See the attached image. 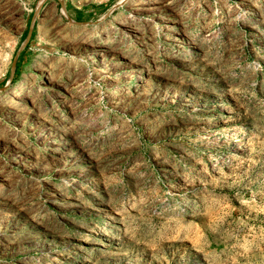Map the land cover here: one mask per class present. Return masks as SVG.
I'll use <instances>...</instances> for the list:
<instances>
[{
  "label": "rangeland",
  "instance_id": "1",
  "mask_svg": "<svg viewBox=\"0 0 264 264\" xmlns=\"http://www.w3.org/2000/svg\"><path fill=\"white\" fill-rule=\"evenodd\" d=\"M120 1L0 0V264H264V0Z\"/></svg>",
  "mask_w": 264,
  "mask_h": 264
},
{
  "label": "bare ground",
  "instance_id": "2",
  "mask_svg": "<svg viewBox=\"0 0 264 264\" xmlns=\"http://www.w3.org/2000/svg\"><path fill=\"white\" fill-rule=\"evenodd\" d=\"M62 2H64V0H61ZM126 1H128V0H121L120 1V4L121 3H124V2H126ZM152 1V0H151ZM172 2V1H171ZM163 3V2H162ZM147 5V4H146ZM14 6V5H13ZM161 6V5H160ZM9 8V7H8ZM16 8V7H15ZM142 8V7H141ZM153 9V8H152ZM16 10V9H15ZM157 11V10H156ZM6 13H8V12H6ZM63 13L65 14L66 13V11H65V9L63 10ZM9 14V13H8ZM67 14V13H66ZM80 39H83V38H80ZM88 40V39H87ZM87 42V41H86ZM83 43V42H82ZM49 81H51V80H49ZM20 86H24V84H21ZM20 88V87H19ZM20 90V89H19ZM68 92V91H67ZM63 94V93H62Z\"/></svg>",
  "mask_w": 264,
  "mask_h": 264
}]
</instances>
